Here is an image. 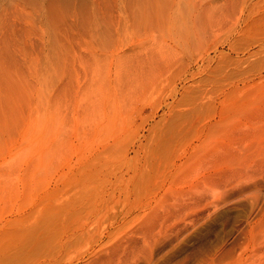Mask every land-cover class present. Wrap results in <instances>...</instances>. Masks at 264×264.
Wrapping results in <instances>:
<instances>
[{
	"label": "rangeland",
	"instance_id": "374dc122",
	"mask_svg": "<svg viewBox=\"0 0 264 264\" xmlns=\"http://www.w3.org/2000/svg\"><path fill=\"white\" fill-rule=\"evenodd\" d=\"M2 260L264 264V0H0Z\"/></svg>",
	"mask_w": 264,
	"mask_h": 264
},
{
	"label": "bare ground",
	"instance_id": "6f19581e",
	"mask_svg": "<svg viewBox=\"0 0 264 264\" xmlns=\"http://www.w3.org/2000/svg\"><path fill=\"white\" fill-rule=\"evenodd\" d=\"M8 260V259H7ZM7 260H2L1 262H0V264H11L9 261H7Z\"/></svg>",
	"mask_w": 264,
	"mask_h": 264
}]
</instances>
